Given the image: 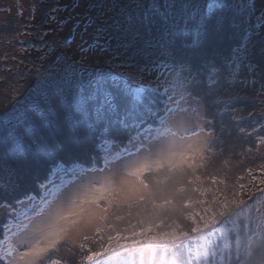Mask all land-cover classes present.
Returning a JSON list of instances; mask_svg holds the SVG:
<instances>
[{
  "label": "snow or ice",
  "instance_id": "1",
  "mask_svg": "<svg viewBox=\"0 0 264 264\" xmlns=\"http://www.w3.org/2000/svg\"><path fill=\"white\" fill-rule=\"evenodd\" d=\"M36 11V87L11 89L0 112V262L264 264V201L242 199V176L230 187L207 175L234 132L264 131V0H37ZM68 23L89 39L53 49L45 38ZM252 171L264 185V165ZM41 173L46 195H32Z\"/></svg>",
  "mask_w": 264,
  "mask_h": 264
},
{
  "label": "trees",
  "instance_id": "2",
  "mask_svg": "<svg viewBox=\"0 0 264 264\" xmlns=\"http://www.w3.org/2000/svg\"><path fill=\"white\" fill-rule=\"evenodd\" d=\"M55 3L56 0H39V4L45 6L50 4L55 6ZM29 9L30 7L26 8L25 16L19 12L0 23V112L10 107L9 93L11 89L15 88L20 91H25L27 88L36 87L37 80L29 79L30 74L24 67L25 64H30V60L26 57L25 51L32 48H40L44 46V43L38 40L35 35L41 15H39L37 22H33V19L30 18ZM47 25H49L48 22L40 26L39 31H44ZM21 61H23V63H21ZM100 66L103 67V65ZM241 126L246 128L248 132H252L253 128L259 129V122L253 120ZM66 132L67 130H65V133ZM259 136H264V131L258 130L252 135L247 136L234 132L233 136L224 147L223 155L216 156L213 159L212 166L208 167L207 170V175H216L219 178L227 179L230 187L237 183V177L242 176L243 179L239 180L238 183L247 185L243 190L244 194L242 196V199L246 201L250 196L255 195V197H257V194L260 195V193L256 191V188L264 186L253 184L252 177L246 172V169L251 168L253 170V175L258 178L261 176L258 169L264 165V151L261 150L262 144L258 142L257 138ZM249 148L252 150L248 151ZM225 160L228 161L226 165L223 163ZM200 175L203 178L205 174L200 173ZM40 183H45L44 173H41V179L39 181L29 182V186L33 188L30 194L42 195L43 189L39 188ZM204 186L209 188L212 187L209 181H205ZM252 192L253 195H249ZM191 198L195 200L198 197L193 195ZM196 207L198 208L199 206ZM255 213L256 212L253 211V215H255ZM141 219L145 218L141 217ZM152 219L155 221L156 218ZM173 219H176V217H173ZM7 222V218H4L0 223V240L4 238V229L2 225ZM180 222L184 224L185 228L188 227V223L182 218ZM131 223L135 224L136 219L133 218ZM119 227L123 230L128 227V224L127 222L121 223ZM64 254L67 255V253ZM166 259L171 260V251H169V255ZM0 264H3V262H0ZM136 264H140L139 257H136Z\"/></svg>",
  "mask_w": 264,
  "mask_h": 264
},
{
  "label": "rangeland",
  "instance_id": "3",
  "mask_svg": "<svg viewBox=\"0 0 264 264\" xmlns=\"http://www.w3.org/2000/svg\"><path fill=\"white\" fill-rule=\"evenodd\" d=\"M79 3L80 0H61L60 3L62 4H71V3ZM36 4V0H0V23L3 22L6 18L16 15L19 12L22 13L24 16L26 15V8L31 7ZM80 9L77 8L75 12H73V15L75 16L77 12H79ZM39 11H36L35 16L36 19L33 20V22H37L39 18ZM55 15V14H53ZM59 16L64 17L67 16V12L61 11L59 13ZM57 24L56 22H51L49 25H47L46 29L42 32L47 31L49 28H56ZM71 30V31H70ZM90 31V30H89ZM83 36L84 40H88V36H84L83 32L80 30L79 25H76L74 27L73 23H68L66 27L63 28L62 31H59L54 37L53 36H48L45 39L51 44V41L53 39L60 41V43L57 44H52L51 47L53 49H58V50H63V51H68L69 47L75 48L76 45L81 43V37ZM73 39L75 42H73ZM63 41H67V43H63ZM44 49V46L40 48H32L28 49L25 51L26 57L30 61L36 60V57L38 55H42V51ZM89 63H93L92 61H89ZM38 66V62H37ZM24 67L28 70V73L30 74L29 79H35L37 80V73L35 71V68L33 64L30 62V64H25ZM261 150L264 151V144L261 146ZM53 179H56L55 176L52 177ZM64 180H67V177H62ZM57 183H59V180H57ZM49 187H51L49 185ZM260 187V186H259ZM264 187V186H263ZM46 195L45 189L42 191V195ZM249 195H253V192L250 193ZM255 199L264 201V196H261V194H257V197ZM38 202V201H37ZM260 212L264 213V204L260 205ZM256 215V213H255ZM5 217L0 214V223ZM15 231V229H13ZM10 235V234H9Z\"/></svg>",
  "mask_w": 264,
  "mask_h": 264
}]
</instances>
